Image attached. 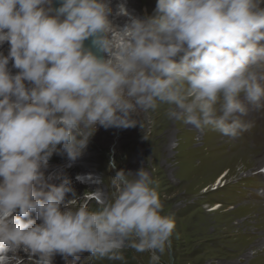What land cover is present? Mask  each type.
Listing matches in <instances>:
<instances>
[{
  "label": "clouds",
  "instance_id": "clouds-1",
  "mask_svg": "<svg viewBox=\"0 0 264 264\" xmlns=\"http://www.w3.org/2000/svg\"><path fill=\"white\" fill-rule=\"evenodd\" d=\"M58 3L0 0V264L21 252L28 264L123 261L126 248L162 264L175 222L144 164L117 171L95 211L73 208L70 182L48 184L44 170L53 153L77 159L97 126L143 130L162 104L196 129L247 131L264 107V0H157L145 17L120 5L123 25L111 0Z\"/></svg>",
  "mask_w": 264,
  "mask_h": 264
},
{
  "label": "rangeland",
  "instance_id": "rangeland-1",
  "mask_svg": "<svg viewBox=\"0 0 264 264\" xmlns=\"http://www.w3.org/2000/svg\"><path fill=\"white\" fill-rule=\"evenodd\" d=\"M156 4L157 0H111L113 14L109 19L116 25H123L127 21V17L115 15L120 5L133 15L152 16ZM6 44L8 43L6 42L0 49L4 54H7L8 50ZM11 66L10 61L9 68L14 72L18 71ZM169 107L162 104L151 112L149 114L151 124L146 122L143 130L137 125L127 129L104 128L102 132L97 126L84 154L89 151L88 154L99 155L96 162L99 169H94L76 159L62 160L59 153H56L50 157L48 167L44 170V177L47 183L57 180L55 184L53 183L57 186L68 180L71 191L66 193V202L71 201L73 208L83 204L89 210L95 211L103 206L107 198H110L112 192L110 180L117 171L135 172L144 164L158 182V195L163 206V214L170 215L175 222L171 249L162 258V264H210L211 262V264H220V258L232 250L230 249L232 225L227 222L223 224V221L232 218L235 209L250 203L254 193L256 196L263 194L264 177L257 179L256 174L258 171L263 172L259 169L263 168L264 161L261 165L259 163L251 167L253 171L250 180L237 182L233 171V167L235 168L237 164L234 166L232 157L238 154L244 155L246 148L253 149L249 129L243 132L248 136L241 134L237 138L223 136L211 126L196 129L180 120L169 119L166 115ZM245 119L251 122V127L256 125L255 119L249 117ZM253 135L258 142L264 141L260 131H255ZM163 142L166 143L165 150L159 147ZM240 160V165H245L247 162L242 158ZM112 161H115V168L109 167ZM239 164L238 168H240ZM55 166V170L47 173L50 167ZM77 172L83 174L81 180L86 182L85 184L75 178ZM102 173L105 174V179L102 178ZM220 179H222L221 183ZM252 184L257 185L250 187ZM198 221L211 222L208 233L199 232ZM20 254L24 256L23 252ZM123 255L124 260L117 261L93 257L84 252L78 259L69 263L149 264L148 252L138 253L126 248ZM56 256L58 254L54 257Z\"/></svg>",
  "mask_w": 264,
  "mask_h": 264
},
{
  "label": "bare ground",
  "instance_id": "bare-ground-1",
  "mask_svg": "<svg viewBox=\"0 0 264 264\" xmlns=\"http://www.w3.org/2000/svg\"><path fill=\"white\" fill-rule=\"evenodd\" d=\"M262 43H264V41H262ZM5 47H9V45L6 44ZM1 48L2 46H0V49ZM247 117H249L250 119L256 120L255 121L256 125L249 128V131H250L249 135L251 136L252 141H253V144H252L253 149L251 147L246 148L247 151L244 153V155L241 156L240 154H238V156H236L234 154L235 156L232 157V159L234 160V166L236 164L238 166V164L240 163L239 161H241L240 158L247 161L245 165L239 164L240 168H238L237 166H235V168L233 167V171L236 174L235 177H236L237 182H240L243 180L245 181L250 180L251 174L253 171V170L251 171L252 169L251 167L259 163L261 165V163L264 161V141L261 143L258 142L256 138H254V135H253L255 131H260L264 137V107L258 108V109L252 108ZM98 129L102 132L105 130L101 126H99ZM242 134L244 136L247 135L246 133H242ZM233 146H234V143L232 142V147ZM159 147L160 149L165 150L166 143L164 142L161 143ZM84 151L86 152L87 150L85 149ZM84 151L76 159V161L79 160L83 162L85 165L91 166L94 169H99V167L96 165L99 155L94 154V153L88 154L89 151L87 152V154H84ZM54 154L56 153H53V155ZM59 157L65 161L70 160L67 157L66 153H59ZM63 164H64V161H63ZM58 166H60V164ZM54 169H56V166L50 167L47 173H50ZM262 169H259V170H262ZM105 177H106L105 174L102 173V178L105 179ZM256 177L257 179L263 178L264 171L263 172L258 171L256 174ZM58 179H60V177ZM219 181L221 183L222 179H220ZM55 182H57V180L54 181L53 183L55 184ZM53 183L51 182L48 184H53ZM256 185L257 184H252L250 187H255ZM252 199L253 200L250 203L249 202L245 203L244 206L235 209L234 214H232V218H227L223 221V224L224 222H227L232 225V247L229 246L230 249L232 250L226 256H223L222 258H220L221 260L220 264H264V191L261 196H256V194L254 193ZM33 218H35V214H33ZM210 223L211 222H205V221L199 222L198 223L199 232L201 234L208 233ZM24 257L27 258V254L24 253V256H22L20 253L17 254V261H14L13 264H28V262H26L27 259H24ZM72 261H74L72 258H68V260H65L63 256L60 254H58V256L56 257H53V264H63L67 262L71 263ZM213 264H217V263H213Z\"/></svg>",
  "mask_w": 264,
  "mask_h": 264
},
{
  "label": "water",
  "instance_id": "water-1",
  "mask_svg": "<svg viewBox=\"0 0 264 264\" xmlns=\"http://www.w3.org/2000/svg\"><path fill=\"white\" fill-rule=\"evenodd\" d=\"M58 6H59L58 0H54L53 7H58ZM90 44H91V39L85 41L86 46H90Z\"/></svg>",
  "mask_w": 264,
  "mask_h": 264
}]
</instances>
